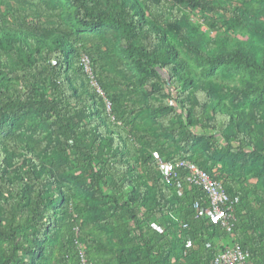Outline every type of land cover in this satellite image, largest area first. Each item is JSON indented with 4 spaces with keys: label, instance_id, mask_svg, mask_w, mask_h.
<instances>
[{
    "label": "trees",
    "instance_id": "16d2710c",
    "mask_svg": "<svg viewBox=\"0 0 264 264\" xmlns=\"http://www.w3.org/2000/svg\"><path fill=\"white\" fill-rule=\"evenodd\" d=\"M196 12L264 40L260 1L0 0V264H264V52L208 41ZM172 41L259 82L197 80ZM158 159L220 183L232 232Z\"/></svg>",
    "mask_w": 264,
    "mask_h": 264
},
{
    "label": "built area",
    "instance_id": "2783aa9c",
    "mask_svg": "<svg viewBox=\"0 0 264 264\" xmlns=\"http://www.w3.org/2000/svg\"><path fill=\"white\" fill-rule=\"evenodd\" d=\"M81 64L90 79L91 85L101 93L92 74L90 59L87 56H82ZM107 108H110L109 104H107ZM157 165L167 183H170L176 177L175 172L178 169L184 168L187 171L186 183L200 188L209 202V210H206L198 202L193 204L196 217L208 219L212 224L219 225L226 233L232 232L235 223L234 208L220 183L214 181L208 174L189 161H179L171 164L158 159ZM248 257L247 253L238 248H228L219 252L213 259L212 264H250ZM81 261L84 262L82 254Z\"/></svg>",
    "mask_w": 264,
    "mask_h": 264
},
{
    "label": "rangeland",
    "instance_id": "374dc122",
    "mask_svg": "<svg viewBox=\"0 0 264 264\" xmlns=\"http://www.w3.org/2000/svg\"><path fill=\"white\" fill-rule=\"evenodd\" d=\"M241 1V0H235ZM247 2L256 3L262 2L264 5V0H246ZM221 8L223 6H220ZM192 25L203 33L208 41H225L235 43L239 42L245 44L257 53L264 52V40L255 35L254 33L235 29L233 25L228 27L226 24L229 21L228 16L221 14L220 12L216 15H209L204 12H196L189 16ZM174 46L177 48L179 57L183 60L185 64V70L191 71L195 74L197 80L200 81H211L215 84H224L230 86H241L245 81H253L255 83L259 82V77L251 78L248 73L243 69H230L226 65L217 66L216 69L210 73L206 71V65L203 62H198L193 54L190 58L187 54V50L176 41H172Z\"/></svg>",
    "mask_w": 264,
    "mask_h": 264
}]
</instances>
